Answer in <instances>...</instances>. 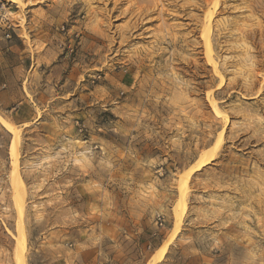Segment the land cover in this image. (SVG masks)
I'll return each mask as SVG.
<instances>
[{
	"label": "rangeland",
	"instance_id": "1",
	"mask_svg": "<svg viewBox=\"0 0 264 264\" xmlns=\"http://www.w3.org/2000/svg\"><path fill=\"white\" fill-rule=\"evenodd\" d=\"M212 2L0 0V264H264V0Z\"/></svg>",
	"mask_w": 264,
	"mask_h": 264
},
{
	"label": "bare ground",
	"instance_id": "2",
	"mask_svg": "<svg viewBox=\"0 0 264 264\" xmlns=\"http://www.w3.org/2000/svg\"><path fill=\"white\" fill-rule=\"evenodd\" d=\"M217 3H218V0H213V2H212V7L214 8V7H216V5H217ZM210 4V3H209ZM213 11L214 10H211V12L208 14V16L209 15H211L212 13H213ZM207 13V12H206ZM211 18V17H210ZM206 23V22H205ZM212 24V23H211ZM206 25V24H205ZM204 27V26H203ZM204 30H203V37H204V42H205V48H206V56H207V58H208V60L212 63V64H214L213 62L214 61H212V57H211V52H212V43H211V39H210V33H211V26H210V23H208L204 28H203ZM215 65V64H214ZM216 66V65H215ZM214 66V67H215ZM216 68L217 67H215V70H216ZM217 71V70H216ZM215 71V72H216ZM255 82V81H254ZM219 84H222V80L221 81H219ZM252 84V83H251ZM213 99V98H212ZM211 104H212V106H213V108H214V110L216 111V112H218L219 113V111H218V108H217V105H216V103L215 102H211ZM222 137V136H221ZM220 141V140H219ZM220 145V144H219ZM218 146V145H217ZM216 148V147H215ZM213 151H215V149L213 150ZM212 150H211V152H208V153H204V154H202V156L201 157H199L198 158V161L197 162H195V165L193 166V169L194 170H197V169H200L201 167H203L204 165H206V164H208L209 163V161L212 159V157H213V155H214V152H213ZM178 229V225H177V227H176V230ZM163 247H165V246H163ZM163 249L164 248H162V250H158V253L157 254H155L154 255V258H153V261L150 263V264H154L157 260H159V258H160V254L162 253V251H163ZM19 260H20V264H26V262H25V257H24V252H23V248L20 246V248H19Z\"/></svg>",
	"mask_w": 264,
	"mask_h": 264
},
{
	"label": "crops",
	"instance_id": "3",
	"mask_svg": "<svg viewBox=\"0 0 264 264\" xmlns=\"http://www.w3.org/2000/svg\"><path fill=\"white\" fill-rule=\"evenodd\" d=\"M16 68H17V66L15 65V63H13V70H15ZM4 86H5L4 84H0V88H3ZM23 102L24 101H22V100L15 99V96H13V104H14L13 110L16 109L19 104H23Z\"/></svg>",
	"mask_w": 264,
	"mask_h": 264
},
{
	"label": "built area",
	"instance_id": "4",
	"mask_svg": "<svg viewBox=\"0 0 264 264\" xmlns=\"http://www.w3.org/2000/svg\"><path fill=\"white\" fill-rule=\"evenodd\" d=\"M6 37H9V34H6ZM156 222L158 223L159 226H162V220L160 217L157 218Z\"/></svg>",
	"mask_w": 264,
	"mask_h": 264
}]
</instances>
